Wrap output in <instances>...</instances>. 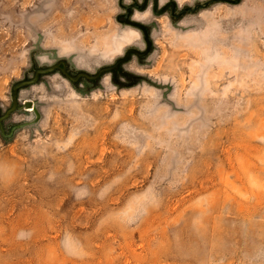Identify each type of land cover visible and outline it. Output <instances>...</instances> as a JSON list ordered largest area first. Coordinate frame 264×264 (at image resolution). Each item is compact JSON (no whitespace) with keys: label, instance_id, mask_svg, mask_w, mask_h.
<instances>
[{"label":"rangeland","instance_id":"rangeland-1","mask_svg":"<svg viewBox=\"0 0 264 264\" xmlns=\"http://www.w3.org/2000/svg\"><path fill=\"white\" fill-rule=\"evenodd\" d=\"M0 264H264V0H0Z\"/></svg>","mask_w":264,"mask_h":264}]
</instances>
